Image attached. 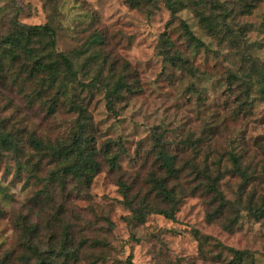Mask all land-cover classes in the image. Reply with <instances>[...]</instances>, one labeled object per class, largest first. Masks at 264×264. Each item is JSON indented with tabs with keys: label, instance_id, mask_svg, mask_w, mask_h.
<instances>
[{
	"label": "rangeland",
	"instance_id": "374dc122",
	"mask_svg": "<svg viewBox=\"0 0 264 264\" xmlns=\"http://www.w3.org/2000/svg\"><path fill=\"white\" fill-rule=\"evenodd\" d=\"M209 1L230 11L232 19L227 23L238 39L212 38L191 10L172 19L162 3L157 8L138 9L132 6L134 0H64L56 5L47 0H0V36L7 34L15 20L29 26L51 23L57 28L58 50L73 58L80 79L91 84L80 95L100 146L121 140L126 152L118 161L119 169H111L102 160V170L90 188L72 183L66 192L52 191L53 202H48L45 188L29 179L27 172L17 175L13 157L0 155V261L8 256L19 263L23 251L17 222L35 214L43 236L59 239L68 226L77 242L86 237L108 245L84 253L79 264H126L130 256L133 264H228L232 255L227 251L222 260L204 259L195 232L247 251L254 264H264V220L244 211L237 225L227 231L219 222H208V200L194 195L178 207L175 220L154 214L144 224L130 225L126 219L131 213L120 192V181L125 182L133 187L132 197L163 206L147 183L156 162L155 140L159 139L184 161L198 154L199 160L213 164L230 152H245L254 174L245 199L254 196L257 207L264 201V99L253 87L254 105L239 109L238 99L245 88L237 83L230 88L227 81L230 72L247 73L256 81L264 70V0L257 2L250 15L241 12L242 0ZM182 21L210 51L192 52L180 27ZM94 33L102 35L104 44L96 48L101 52L99 60L86 64L92 54L86 51L88 40ZM165 33L198 69V76L170 67L158 55ZM113 74L124 75L139 90L136 94L123 92L114 113L107 109L104 90ZM5 119L16 128L56 137L68 132L76 116L61 107L50 118L45 109L31 110L23 97L0 87V121ZM188 139L196 148L184 150ZM225 165L224 160L223 168ZM239 184L227 174L221 189L234 199ZM50 215L62 221L55 220L53 234L45 227ZM102 255L107 258L98 262Z\"/></svg>",
	"mask_w": 264,
	"mask_h": 264
},
{
	"label": "trees",
	"instance_id": "16d2710c",
	"mask_svg": "<svg viewBox=\"0 0 264 264\" xmlns=\"http://www.w3.org/2000/svg\"><path fill=\"white\" fill-rule=\"evenodd\" d=\"M47 1L50 5H56L64 0ZM260 1H240L243 15L252 14ZM161 3L170 12L172 19L185 10H191L212 38L222 35V40L238 39L227 23L232 19L230 11L216 1L134 0L132 6L138 9L157 8ZM180 27L192 52H199L201 49L210 51L193 33L187 22L182 21ZM57 37V28L51 23L29 26L16 20L11 22L7 34L0 36V87L23 97L31 110L37 107L45 109L50 118L56 117L61 107L76 116L68 132L56 137L44 136L26 127L16 128L10 125L11 120L8 119L0 121V155L6 154L14 158L17 175L27 172L29 179L35 180L36 185H42L48 195V202L55 199L50 194L52 191L54 194L66 192L72 183L85 189L90 188L102 170V160L111 169H119L118 161L126 154L121 140H110L100 146L92 116L80 95L91 84L80 79L73 58L58 50ZM103 44L101 34L94 33L90 36L86 51H92V54L86 59V64L99 60L101 52L96 48ZM158 55L176 70L187 72L193 77L199 74L198 69L190 65V60L176 48L167 33L160 39ZM245 75L247 73L230 72L227 77L230 88L236 83L245 88L238 99L239 109L254 105L251 94L253 87L264 99V70L256 81ZM104 90L107 109L112 113L116 112L117 102L124 97L123 92H139L135 85L133 89L127 83L124 75L115 74L104 85ZM183 145L184 150L196 148L190 139ZM154 147L156 162L147 183L163 206H154L146 199L137 200L131 196L133 187L120 181L123 203L131 213L126 219L130 225L144 224L147 217L154 214L175 220L178 207L187 197L194 195H201L208 200V222H219L227 231L237 225L244 211L256 220H264V201L257 207L253 205L254 196L245 199L247 189L254 180L245 152H230L226 159L210 164L205 159L199 160L198 154L192 160L184 161L159 139L155 140ZM114 148H117L116 152L113 151ZM224 160L227 165L223 168ZM227 174L240 182L234 199H229L221 189V182ZM53 217L50 215L45 224L49 234L55 232V220L62 223ZM17 226L20 230L23 255L18 259L19 263H14L10 257L5 256L0 264H79L84 253L108 247L101 241L86 237L77 242L68 226L63 227L59 239L51 234L43 236L42 225L35 214L18 220ZM195 237L204 259L222 260L223 252L227 251L232 255L228 264H254L247 251L226 247L216 239L200 235L199 232H195ZM99 258L102 259L98 262L105 260L107 256L102 255ZM126 264H133L132 256L127 259Z\"/></svg>",
	"mask_w": 264,
	"mask_h": 264
}]
</instances>
